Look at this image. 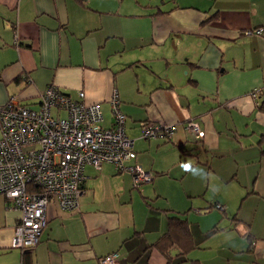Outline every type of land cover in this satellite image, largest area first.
<instances>
[{"label":"crops","instance_id":"obj_1","mask_svg":"<svg viewBox=\"0 0 264 264\" xmlns=\"http://www.w3.org/2000/svg\"><path fill=\"white\" fill-rule=\"evenodd\" d=\"M262 25L264 0H0V107L15 97L38 108L55 86L100 103L111 127L117 91L137 153L127 164L153 175L135 187L111 163L88 165L80 208L50 203L28 250L10 246L22 212L0 196V264L25 256L30 264H100L113 253L119 264H264V36L245 34ZM190 120L203 139L187 129ZM143 122L178 127L172 138L146 139ZM170 180L237 184L238 197H216L205 210L221 205L223 213L202 216L195 191L168 201ZM170 216L190 223L194 246L184 257L178 247L170 256L154 247Z\"/></svg>","mask_w":264,"mask_h":264},{"label":"built area","instance_id":"obj_2","mask_svg":"<svg viewBox=\"0 0 264 264\" xmlns=\"http://www.w3.org/2000/svg\"><path fill=\"white\" fill-rule=\"evenodd\" d=\"M245 34L264 36V25ZM80 96L83 99L84 94ZM252 96L257 98L258 91ZM110 106L114 119L111 127L102 124L100 103L74 100L55 86L43 92L38 108L24 105L15 97L0 107V196L22 212L10 240L12 248L28 250L39 243L50 203L67 212L80 208L81 199L88 193V165L101 170L103 164L111 163L120 172H130L135 187L153 180L142 166L127 164L137 154L126 132L127 116L117 91L111 95ZM177 127L143 122L142 137L169 139ZM187 129L198 139L204 138L196 121H188ZM119 257L118 253L109 254L100 259V264H119Z\"/></svg>","mask_w":264,"mask_h":264},{"label":"rangeland","instance_id":"obj_3","mask_svg":"<svg viewBox=\"0 0 264 264\" xmlns=\"http://www.w3.org/2000/svg\"><path fill=\"white\" fill-rule=\"evenodd\" d=\"M194 174L195 176L201 178L199 171H197ZM179 183L180 181H174V180L165 181L164 183L165 193L164 194L166 195V198L168 199V201L172 204L174 203V201L176 202L178 198L181 197V194L186 195L188 191H192V192L195 191L199 195L193 198L192 200L194 201L196 205H201L202 211L206 212L202 214V216H213L216 212L221 213V214L223 213L222 211L223 209L219 207H214V209H212V211L210 212H207L205 210L206 207H208L211 202L215 201L216 197L221 198V199L226 198L228 200H233L234 198L238 197V195L235 194V188L237 187V184L226 186V185H220V184L213 183L211 185V188L209 189L207 185H203V184L202 186L200 184L192 185V183H189L186 181L182 184H179ZM160 191L162 192V190ZM179 194H180V197H179ZM201 195L205 197L202 198ZM196 207H199V206H196ZM193 214L194 213L191 212L189 216L192 217L194 216Z\"/></svg>","mask_w":264,"mask_h":264},{"label":"trees","instance_id":"obj_4","mask_svg":"<svg viewBox=\"0 0 264 264\" xmlns=\"http://www.w3.org/2000/svg\"><path fill=\"white\" fill-rule=\"evenodd\" d=\"M263 145H264V135L262 140L260 141V146ZM263 153H264V149H263ZM193 246L194 244H193L190 223L186 219H182L179 216H170L168 218L167 232L159 239V242L156 245H154V247H158L165 254L167 253L168 256H170L168 251L171 248L178 247L180 249V253L177 255L178 257L186 256L188 252L191 249H193ZM24 264H30L29 257L25 256Z\"/></svg>","mask_w":264,"mask_h":264}]
</instances>
